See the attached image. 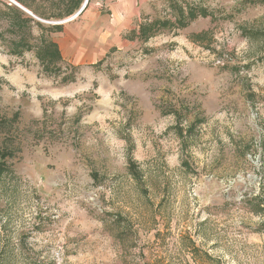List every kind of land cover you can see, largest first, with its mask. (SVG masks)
<instances>
[{
    "label": "rangeland",
    "instance_id": "obj_1",
    "mask_svg": "<svg viewBox=\"0 0 264 264\" xmlns=\"http://www.w3.org/2000/svg\"><path fill=\"white\" fill-rule=\"evenodd\" d=\"M24 1L0 0V264H264V0H149L104 54V0Z\"/></svg>",
    "mask_w": 264,
    "mask_h": 264
},
{
    "label": "crops",
    "instance_id": "obj_2",
    "mask_svg": "<svg viewBox=\"0 0 264 264\" xmlns=\"http://www.w3.org/2000/svg\"><path fill=\"white\" fill-rule=\"evenodd\" d=\"M104 2L106 15L100 16V11L95 13V17L98 18L99 16V18L94 23H88L87 28L89 31H93V38L97 40L94 42L98 46L96 54L98 50L99 53L104 54L114 45L122 46L125 44L127 39L123 36L129 31L137 29L136 20L140 21L139 17L143 11V6H146L149 0H104ZM98 4L99 0H96V5L98 6Z\"/></svg>",
    "mask_w": 264,
    "mask_h": 264
},
{
    "label": "water",
    "instance_id": "obj_3",
    "mask_svg": "<svg viewBox=\"0 0 264 264\" xmlns=\"http://www.w3.org/2000/svg\"><path fill=\"white\" fill-rule=\"evenodd\" d=\"M87 1L88 0H84V3H83V5L80 7V9L75 13V14H73V16H71L70 18H72V17H75L82 9H83V7L85 6V4L87 3ZM15 5L17 6V7H19L21 10H24L26 13H28L29 15H31V16H33L25 7H23V6H21V5H19L18 3H15ZM34 18H36L35 16H33Z\"/></svg>",
    "mask_w": 264,
    "mask_h": 264
},
{
    "label": "trees",
    "instance_id": "obj_4",
    "mask_svg": "<svg viewBox=\"0 0 264 264\" xmlns=\"http://www.w3.org/2000/svg\"><path fill=\"white\" fill-rule=\"evenodd\" d=\"M16 1H18L20 4H23V5H25V6H26V4H25V1H24V0H16ZM4 151H5V150H4ZM2 154H3L4 156H6V153L0 152V156H1ZM259 196H261V195H259ZM256 197H257V196H256ZM256 197H255V199H256ZM256 203H257V204H256V205H257V207L259 208V206H260L259 204H260V203H259V202H257V201H256Z\"/></svg>",
    "mask_w": 264,
    "mask_h": 264
},
{
    "label": "bare ground",
    "instance_id": "obj_5",
    "mask_svg": "<svg viewBox=\"0 0 264 264\" xmlns=\"http://www.w3.org/2000/svg\"><path fill=\"white\" fill-rule=\"evenodd\" d=\"M84 3V2H83Z\"/></svg>",
    "mask_w": 264,
    "mask_h": 264
}]
</instances>
